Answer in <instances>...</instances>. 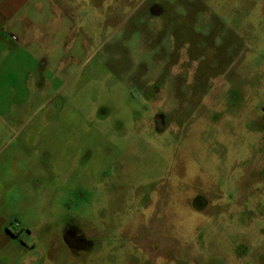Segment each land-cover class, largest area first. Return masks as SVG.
<instances>
[{
	"label": "rangeland",
	"instance_id": "374dc122",
	"mask_svg": "<svg viewBox=\"0 0 264 264\" xmlns=\"http://www.w3.org/2000/svg\"><path fill=\"white\" fill-rule=\"evenodd\" d=\"M0 264H264V0H22Z\"/></svg>",
	"mask_w": 264,
	"mask_h": 264
},
{
	"label": "crops",
	"instance_id": "0c3cea01",
	"mask_svg": "<svg viewBox=\"0 0 264 264\" xmlns=\"http://www.w3.org/2000/svg\"><path fill=\"white\" fill-rule=\"evenodd\" d=\"M22 0H0V25L18 8Z\"/></svg>",
	"mask_w": 264,
	"mask_h": 264
},
{
	"label": "flooded vegetation",
	"instance_id": "af4514ba",
	"mask_svg": "<svg viewBox=\"0 0 264 264\" xmlns=\"http://www.w3.org/2000/svg\"><path fill=\"white\" fill-rule=\"evenodd\" d=\"M159 12V11H158ZM65 239V238H64Z\"/></svg>",
	"mask_w": 264,
	"mask_h": 264
}]
</instances>
